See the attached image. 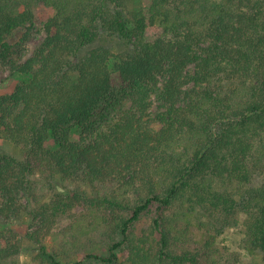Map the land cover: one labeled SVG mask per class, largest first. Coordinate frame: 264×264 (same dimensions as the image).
Instances as JSON below:
<instances>
[{
	"label": "trees",
	"instance_id": "16d2710c",
	"mask_svg": "<svg viewBox=\"0 0 264 264\" xmlns=\"http://www.w3.org/2000/svg\"><path fill=\"white\" fill-rule=\"evenodd\" d=\"M130 2L0 0V61L31 73L0 95V220L30 222L0 264H247L221 241L239 227L264 260V0Z\"/></svg>",
	"mask_w": 264,
	"mask_h": 264
},
{
	"label": "rangeland",
	"instance_id": "374dc122",
	"mask_svg": "<svg viewBox=\"0 0 264 264\" xmlns=\"http://www.w3.org/2000/svg\"><path fill=\"white\" fill-rule=\"evenodd\" d=\"M139 0H131L130 7L137 9ZM54 14V10L51 7L43 5L40 8V15L38 17V24L29 28L28 25L19 26L15 29L14 33L8 36L7 41L12 47L14 57L17 59H26L41 45L45 40L46 30L45 22ZM121 50L125 47L118 46ZM31 77L30 72H19L12 68L11 62L0 61V95L11 94L15 91L17 86L23 81L29 80ZM131 102V98L122 97L120 100L112 101L106 105V108L110 106L111 113L114 114L115 111L122 106H128ZM153 112L156 111V107L152 108ZM159 127L160 124L156 123ZM80 128L77 124H73L71 127V137L76 140L79 138ZM48 147H55V140L53 138L48 140ZM0 147H5L10 151L18 154V151L9 145L0 134ZM1 195V194H0ZM68 219L63 220L59 226H57L51 236L48 238L50 244L58 245L63 240L62 228L67 224ZM30 224L26 218H13L10 220H0V231L8 230L11 228L22 227L26 228ZM243 227L239 228H229L221 236V241L228 244L233 250L239 253L243 260L247 264H264L263 257L261 255H250L241 245V238L243 235ZM104 250V249H103ZM26 254H24V258Z\"/></svg>",
	"mask_w": 264,
	"mask_h": 264
}]
</instances>
